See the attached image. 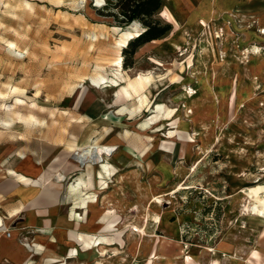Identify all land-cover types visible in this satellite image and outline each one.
Masks as SVG:
<instances>
[{
    "label": "rangeland",
    "instance_id": "rangeland-1",
    "mask_svg": "<svg viewBox=\"0 0 264 264\" xmlns=\"http://www.w3.org/2000/svg\"><path fill=\"white\" fill-rule=\"evenodd\" d=\"M107 3L0 0L6 235L46 252L52 216L82 235L63 247L80 264H249L264 229L248 196L264 199V0H164L170 31L127 69L121 45L143 27L95 12ZM9 171L53 183L47 206L21 184L10 200Z\"/></svg>",
    "mask_w": 264,
    "mask_h": 264
},
{
    "label": "crops",
    "instance_id": "crops-1",
    "mask_svg": "<svg viewBox=\"0 0 264 264\" xmlns=\"http://www.w3.org/2000/svg\"><path fill=\"white\" fill-rule=\"evenodd\" d=\"M155 42V41H154ZM150 43V42H149ZM153 43V41H151ZM147 44V43H146ZM10 178H5L4 185L6 189L9 190V199L11 200L14 196L18 193V184H21L23 187L21 188L23 193L22 195L26 198H34L32 200V208L34 207V201L36 204H42L43 206H47V198L45 196V193H47V190H49L50 186L53 183L48 181L47 179H44L43 184L44 188H40L38 185L34 184V181H30L28 178H25L21 175L16 174L15 172L9 171L8 172ZM24 178V180H23ZM29 180L26 182V180ZM18 180V181H17ZM26 182V183H25ZM0 188L2 190V184L0 185ZM32 195H29V194ZM35 193V194H34ZM34 194V195H33ZM41 201V202H39ZM10 207L12 206V203L8 204ZM17 207V204H15ZM89 206L88 204L86 205ZM50 209L47 211V214L49 215L50 212H52L53 209L56 207L48 206ZM89 207L92 208L90 205ZM82 209L81 207H79ZM40 213V212H39ZM18 214V211L15 215ZM39 215V214H38ZM35 214L34 216H38ZM12 217V216H11ZM39 218L36 219V224L40 225L43 221V217L38 216ZM53 217L51 216L48 220L49 227L54 226V233L52 234L56 241L53 243L51 242H44L46 243V246L49 248L46 252H43L40 249H35L30 245V248H26L22 243L18 241L17 238V232H10V234L6 235L8 233V226L5 222H3L0 218V264H80L78 249L71 247V248H63L65 246V243L67 241L69 244H72V246H80L82 244V235L75 232L66 233L65 227L66 225H72L70 221L73 220H67L65 218L58 219L57 221H53ZM36 224H34L36 226ZM75 224V223H74ZM76 225L78 226V229L81 228V225L79 224V221L76 222ZM6 229H5V228ZM41 238L44 239L47 238V235L41 234ZM258 237V238H257ZM256 237V246L255 249H252L249 251L248 255L246 256V260L249 264H264V229L259 233V236ZM261 243V244H260ZM260 246V247H258ZM89 245H84L83 251L88 250ZM73 249L76 250L75 256H69V251ZM57 258L59 262L56 263H49L47 262L48 259ZM243 259H237L235 261L229 260L228 264H243Z\"/></svg>",
    "mask_w": 264,
    "mask_h": 264
},
{
    "label": "trees",
    "instance_id": "trees-1",
    "mask_svg": "<svg viewBox=\"0 0 264 264\" xmlns=\"http://www.w3.org/2000/svg\"><path fill=\"white\" fill-rule=\"evenodd\" d=\"M164 0H113L101 10L95 12L105 18H111L117 25H129L138 22L143 30L131 39L122 50L124 69L133 65V56L141 45L161 39L166 35L171 26L155 18V13L163 6Z\"/></svg>",
    "mask_w": 264,
    "mask_h": 264
},
{
    "label": "bare ground",
    "instance_id": "bare-ground-1",
    "mask_svg": "<svg viewBox=\"0 0 264 264\" xmlns=\"http://www.w3.org/2000/svg\"><path fill=\"white\" fill-rule=\"evenodd\" d=\"M137 35H134V36H126L125 37V40H124V43H123V45H121V47H125V45L131 40V39H133L134 37H136ZM120 47V46H119ZM257 49L254 47L253 49H251V52H255ZM248 61V60H247ZM117 65L118 66H120L121 65V58H119L118 60H117ZM132 85V84H131ZM120 101V99L119 98H117V99H114V102H115V104L116 103H118ZM15 103L16 104H20V102L18 101V100H16L15 101ZM10 110V109H9ZM12 111V110H11ZM9 113V112H8ZM13 113V112H12ZM17 116V115H16ZM19 117V116H18ZM8 125H10V124H8ZM111 148L110 147H108V146H106V147H102V148H100L99 149V152L98 153H101V154H108L109 153V150H110ZM96 154V153H95ZM99 161V160H98ZM13 172V171H12ZM52 176V175H51ZM53 177V176H52ZM26 178V177H25ZM63 178V177H62ZM61 178V179H62ZM60 179V178H59ZM23 180H24V178H23ZM26 180V182L27 181H29V180H27V179H25ZM18 181V180H17ZM25 182V183H26ZM27 184H28V182H27ZM34 184H36V185H38L40 188H44V184H43V181H41V180H39L38 182L37 181H34ZM249 196V198H250V200L251 201H253V205H252V209H253V212L254 213H259V214H263L264 215V199H260V198H258L257 197V195H256V192L254 191L253 193H252V195H248ZM5 228V227H4ZM6 229V228H5Z\"/></svg>",
    "mask_w": 264,
    "mask_h": 264
}]
</instances>
